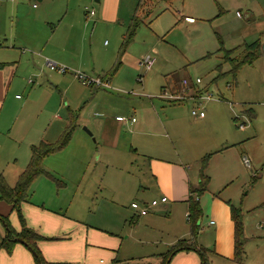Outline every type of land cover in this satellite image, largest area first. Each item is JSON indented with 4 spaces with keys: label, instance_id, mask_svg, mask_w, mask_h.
Listing matches in <instances>:
<instances>
[{
    "label": "rangeland",
    "instance_id": "obj_1",
    "mask_svg": "<svg viewBox=\"0 0 264 264\" xmlns=\"http://www.w3.org/2000/svg\"><path fill=\"white\" fill-rule=\"evenodd\" d=\"M7 1L0 0V31L13 32L17 24L10 7L16 2ZM33 2H23L22 19L27 22L36 20L39 27L31 29L41 33L45 31L43 21L49 20L36 14ZM97 5L94 0L92 4L89 0H71L68 10L71 14L84 15L85 8L91 12ZM184 14L195 20L186 21ZM144 20L125 49L123 37L128 24L97 22V16L88 20L84 17L86 28L78 25L69 33L63 29L55 33V37L67 36L72 42L77 38L85 47L88 62L94 63L90 64L93 68L87 75L104 77L110 86H92L96 88L94 90L77 78L79 84L70 82L67 95L54 85L48 87V82L45 83L46 90L33 93L27 106L32 119L40 115L49 119L51 111L61 107L58 113L64 119L52 123L51 133L61 126L63 132L72 112L77 123L65 147L44 159V168L53 177L43 175L36 179L32 203L88 226L117 232L123 237L131 233L130 222H125V215L133 212L131 203L151 200L149 194L140 188L146 168L140 155L118 152L106 146L101 135V122L112 109L110 102L121 101L129 105L140 122L148 119L155 127L159 123L149 104L153 102L164 121L174 119L180 124L177 129L181 139L172 142L161 138L158 141L165 153L173 155L176 147L190 154L194 163H199V168L202 159H208L205 173L209 184L201 196L202 207L208 203L212 208L214 201L219 199L231 213L233 208L239 214L243 225L242 259L240 263L235 261L232 264H264V51L252 63H244L236 75L231 71L230 63L222 61L223 51H219L221 47L226 50L244 47L259 39L264 44V0H172L171 4L160 0L152 16ZM48 28L49 34L52 29ZM31 39L34 41V37ZM243 53L239 50L236 55L241 59ZM148 56L155 59L150 71L141 65ZM220 62L222 68L218 70L216 66ZM48 71L52 72L49 68ZM27 77L35 82L34 87L41 85V78L34 74ZM197 78L202 82L196 89L184 87V79L195 83ZM23 88L16 92L20 101L12 95L8 98L12 114L28 97L30 89L24 91ZM165 90L167 95L179 94L175 92L177 90L182 95L200 90L216 99L202 101L206 115L203 120L192 114L200 107L198 102L190 98L181 102L176 99L166 101L161 97ZM92 92L96 95L93 96ZM105 96L110 100L104 101ZM100 100L104 102L105 111L95 109ZM204 135L210 138V143L211 137L214 141L209 143L208 152L201 154L199 145ZM244 157L249 158V166L243 162ZM223 165L229 169H224ZM16 181V178H10V185L14 186ZM214 234V229L204 221L195 241L209 249L205 253L209 264H228L214 254ZM153 246L156 245L142 243L129 250L148 251ZM53 249L56 252L61 250L58 245ZM129 250L122 248V257Z\"/></svg>",
    "mask_w": 264,
    "mask_h": 264
},
{
    "label": "crops",
    "instance_id": "obj_2",
    "mask_svg": "<svg viewBox=\"0 0 264 264\" xmlns=\"http://www.w3.org/2000/svg\"><path fill=\"white\" fill-rule=\"evenodd\" d=\"M24 1L32 2V0H11V2H16V5L10 7L16 16L17 26L14 31H0V172L9 185L11 184L10 178L18 180L20 174L27 168L31 160L33 145H37L41 141L55 142L62 134V126L55 132H50L51 125L55 120L63 121L64 119L58 113L61 112V107L57 111H51L49 119L44 115H40L37 119L31 118L27 106L33 93L46 90L45 83L48 82V87L54 85L57 90L63 92V95H67L72 82L79 84L76 72L91 74V68H93L90 64L94 63L88 62L85 47L79 43L77 38L72 42L67 36L62 39L55 37V33L59 29L69 33L78 25H83V28H86L84 17L88 20L95 16H97V22L107 21L113 24L123 22L122 24H128L126 26L129 28L135 15L142 19V23L145 22V18H150L160 0H147L144 3L142 0H100L99 2L94 0L98 5L94 7L93 15L89 14L88 8L84 9V15L80 13L77 15V12L71 14L68 10L71 0H67V2L65 0H34L32 7L36 14L44 15L49 20L43 21L45 31L41 33L31 29L33 26L39 27L36 20L23 21ZM166 1L170 4L172 2ZM92 3L93 0H89V4ZM183 17L188 22L195 20L188 14H184ZM40 22L42 23V20ZM46 25L52 29L49 34V28ZM31 37H34V41H31ZM49 61L64 66L67 70L65 72L52 70L48 65ZM48 68L52 72H49ZM28 74H34L41 78V85L38 88L33 86L35 82L32 78L27 79ZM23 82L26 83L25 86ZM94 87L91 86L95 90ZM22 88L24 91L30 89L28 97L20 105L18 104L12 114L13 109L8 98L12 95L16 101H20L21 98L16 92ZM84 89L87 91V88ZM85 91L84 93H87ZM175 92L180 93L178 90ZM92 94L96 95L95 92ZM184 95H187L185 99L190 98L198 102L200 107L197 109L202 110L203 105L196 92ZM108 97H103L104 101L110 100ZM169 103L173 102L169 101ZM110 104L112 109L101 122L102 139L108 148L118 152L138 154L143 159L142 165L146 168V172H144L146 175L142 176V179L145 178L142 183L140 182V188L144 193L149 194L151 200H135L131 203V207L136 202L140 208L148 206L149 210L142 215L138 209L132 207L133 212L125 215L126 224L127 221L130 222L131 233L123 237L117 232L88 226L56 211L39 207L32 203V197H30L29 202L23 204L22 211L27 224L49 238L39 241L38 244L48 262L62 264H164V258L173 247L177 246L181 240L191 238L187 200L190 191L198 187L202 179L199 163L195 164L194 158L190 154L176 147L173 150V155L165 153L164 147L158 142L161 138L170 139L172 142L181 139L179 129H177L179 122L174 119L164 121L158 112V107L153 102H149V104L156 113L159 123L155 124V127L153 122L148 119L140 122L128 104L121 101L110 102ZM95 107L99 111L106 110L102 100L96 103ZM118 116H124L126 120L120 121L117 119ZM198 118L205 120L206 115L198 116ZM6 122H8L7 125ZM213 141L214 138L211 137V143ZM209 143L210 138L204 135L202 144L199 145L201 154L208 152ZM228 146L233 147V145ZM10 165H12L11 168H9ZM223 167L229 169L227 165H223ZM33 193L32 185L31 195ZM163 197H167V201L163 202L161 200ZM154 200H158L157 205H151ZM210 208L208 203L203 204V215L199 224L201 225L205 221L208 226L214 229L216 239L214 254L226 263L232 264L236 261L235 225L232 213L230 208L219 199L214 201V207L211 210H209ZM0 215L9 216L12 225L17 230L21 229L17 213L12 210L11 205L2 200H0ZM211 216L214 219H211ZM5 234L6 226L0 220V241ZM142 243H151L156 246L148 251L129 250ZM191 243H195L192 249L186 248L176 252L170 258L169 264H203L197 249L204 248V246H199L196 241H191ZM56 245L61 248L60 252L54 251L53 248ZM122 248L129 250L125 253V257H122L121 254ZM204 249L209 251L208 248ZM0 264L36 263L31 251L24 244L17 243L12 253L0 249Z\"/></svg>",
    "mask_w": 264,
    "mask_h": 264
},
{
    "label": "trees",
    "instance_id": "obj_3",
    "mask_svg": "<svg viewBox=\"0 0 264 264\" xmlns=\"http://www.w3.org/2000/svg\"><path fill=\"white\" fill-rule=\"evenodd\" d=\"M145 1L147 0H142V3H144ZM141 23L142 19L139 16L135 15L127 32L123 37V49H125L133 41L137 29ZM239 50H242V52H244L243 58L241 59H239V57L236 55ZM219 51H223V55L221 56L222 61L230 63L231 71L236 75L237 71L244 63H252L260 56L262 52V41L259 39L253 43L246 44L244 47H236L230 50H226L221 47ZM120 64L121 63H119V65ZM119 65L116 67V69H118ZM221 68L222 62H220L216 66V69L218 70ZM103 79L106 78L103 77ZM171 102L176 103V101ZM76 119L77 117L73 114V112L69 114L68 124L55 142L41 141L39 144L32 146L31 160L27 168L20 174L14 186H10L4 175L0 172V200L5 201L9 205H11L12 210L17 213L21 226V229L17 230L12 225L9 216L0 215V220L3 221L6 226V234L0 241V249H4L8 253H12L15 245L17 243H22L19 241V239H22L24 241L22 244H24L31 251L36 264H62L48 262L45 259L38 244L39 241L49 238L42 235L27 224L22 211V206L25 202H29V199L31 197V188L37 178L43 175L53 177L51 173L45 170L43 165L44 159L48 155L56 153L65 147L75 129V125L77 123ZM207 165L208 159L207 157H204L202 159V165L200 168L202 179L199 183V186L190 191V195L187 200L188 221L190 225L191 238L188 240H181L177 246L173 247V249L164 258V264H169L170 258L176 252L186 248L192 249L195 245V243L192 244L191 241H195L200 227L199 221L201 220L203 215L200 197L207 191L209 184V177L205 173ZM238 216L239 214L232 208V219L235 225V259L240 263L242 259L241 257L244 241L242 240L243 225ZM206 251L207 250L204 248L197 249V252L200 254L203 264H209L205 255Z\"/></svg>",
    "mask_w": 264,
    "mask_h": 264
},
{
    "label": "built area",
    "instance_id": "obj_4",
    "mask_svg": "<svg viewBox=\"0 0 264 264\" xmlns=\"http://www.w3.org/2000/svg\"><path fill=\"white\" fill-rule=\"evenodd\" d=\"M89 14L93 15L94 14V10L89 12ZM153 63H154V59L151 58L150 56H148V57L144 58V60L141 62V65L144 66L147 70H149V69H151ZM48 65H49V67L52 70H58V71H61V72H65L67 70L66 67L60 66V65H58V64H56V63H54L52 61H49ZM76 76L85 85H89V86L93 85V86L104 87V88H107V87L110 86L109 81L106 80V79H103V77H92V76H89V75H87L85 73H82V72H76ZM201 82H202L201 78H197L195 83H193L192 80L184 79L183 80V85L186 88L196 89L195 87L197 85H199ZM166 92L167 91L165 90L161 97L167 98V99H176V100H179V101H182V100H184L186 98V96H184V95H182L180 93L179 94L172 93L170 95H167ZM196 94H197V97H198V99H199L201 104H202V101L216 99V98H214V96L212 94L202 93L200 90L196 91ZM192 114L195 115V116L204 117L205 112L202 111V110H198L197 109V110H193ZM117 119L120 120V121H124V120H126V117L118 116ZM133 121H135V118H133ZM243 160H244V163L249 166V164H250L249 158L244 157ZM161 200L163 202H165V201H167V197H163ZM157 204H158V200H154L151 205H157ZM132 207L138 209L139 213L142 214V215L146 214L148 212V210H149L148 206H143V207L140 208L138 203H136V202H134L132 204Z\"/></svg>",
    "mask_w": 264,
    "mask_h": 264
},
{
    "label": "water",
    "instance_id": "obj_5",
    "mask_svg": "<svg viewBox=\"0 0 264 264\" xmlns=\"http://www.w3.org/2000/svg\"><path fill=\"white\" fill-rule=\"evenodd\" d=\"M100 0H95V2H99ZM262 50L264 51V44H262ZM20 242H24L22 239H19Z\"/></svg>",
    "mask_w": 264,
    "mask_h": 264
}]
</instances>
